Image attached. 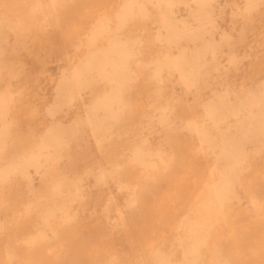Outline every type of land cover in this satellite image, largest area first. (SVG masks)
<instances>
[{
    "label": "rangeland",
    "instance_id": "374dc122",
    "mask_svg": "<svg viewBox=\"0 0 264 264\" xmlns=\"http://www.w3.org/2000/svg\"><path fill=\"white\" fill-rule=\"evenodd\" d=\"M38 1L47 8L32 13ZM51 1L0 0V96L11 98L0 165L41 154L26 174L0 181V264H264V138L247 146L220 213L202 229L190 222L210 187L221 186L234 124L252 110L243 102L264 91V0H213V30L172 49L158 37L156 0H135L121 22L126 0ZM176 2L169 15L187 22L202 9ZM104 18L105 33L92 40ZM210 40L218 46L207 59L216 63L195 83L182 70L154 78L168 52H197ZM114 46L129 79L109 83L93 73L80 98L53 117L63 75ZM104 98L100 142L81 130L56 153L42 148L53 122L69 124ZM50 210L56 217L42 238Z\"/></svg>",
    "mask_w": 264,
    "mask_h": 264
},
{
    "label": "bare ground",
    "instance_id": "6f19581e",
    "mask_svg": "<svg viewBox=\"0 0 264 264\" xmlns=\"http://www.w3.org/2000/svg\"><path fill=\"white\" fill-rule=\"evenodd\" d=\"M55 1L57 0H52L50 4H48V7L56 5ZM134 1L135 0H126L121 13L120 22L125 21L133 14ZM156 1L161 15L159 20L161 25L158 28V37L159 40L169 49L180 47L181 40L186 38H204L206 32L209 33V31H212L214 28L215 19L208 9L213 6V0H191L190 4L200 5L202 8L194 14L195 19L192 23L187 22V20H184L183 18L177 19L172 15H169L173 13L172 7L177 5L176 1L178 0ZM46 8L47 7L43 3L38 1L32 10V13ZM107 24L108 21L106 18L100 20V25H98L100 30L94 33L92 40H96L99 36H102V34L105 33L104 28ZM217 46L218 45L215 44L213 40H210L203 46L199 47V51L197 52L193 50H187L184 52L179 51L176 55L168 52L167 58L157 63L154 78H158L161 72L165 70H182L185 72V82L195 83L197 77L202 73L205 66L210 63H216L215 60L209 61L207 58L211 53L210 50L215 49ZM121 50V47L114 46L111 51H108L107 56H88L80 67L75 69L73 72L64 74L56 90L55 101L51 105L49 113L54 117L57 114L65 112L66 109H69L72 103L80 98L82 90L88 86L86 83H92L93 73H97L100 76L108 78L109 83H125V81L129 79L127 76V58L124 54L119 61L115 58L117 52H121ZM10 100L11 98L8 91L0 96V155L6 146L5 135L8 128L6 117L8 114V105ZM242 105H247L251 107L252 110L249 116H245L240 119L238 118L237 122L234 124L235 138L232 140L233 145L232 147H226V152L223 155L226 163L224 169L220 172L221 186L219 188L211 186L209 189L210 197H208L200 205L201 209L194 212L196 217L190 220L191 224L195 227L193 231L195 229H202L206 225L210 224L212 221L211 218L220 213L219 201L225 198H230L234 195V176L246 157L247 146L264 138V91H262L260 96L251 95L248 100L243 102ZM107 107V100L105 98L100 99L95 104L90 106L85 114L78 115L76 119L69 124H65L62 121L53 122L43 142L42 148L53 149L56 153L62 146L70 143L74 136L81 130H84L89 138L100 142L98 134L104 131L106 126L107 116L105 115V112ZM254 108L256 110H254ZM224 111L225 109L221 110V112ZM224 118V115H219L218 117H211L210 119H219L221 121ZM204 136L205 140H207L206 134ZM40 157V153H30L19 160L11 157V161L8 165H0V181L8 178L14 172L26 174V169L29 166H38L40 164ZM134 160L138 161L137 154L135 155ZM96 176L102 180L106 177V174L99 173ZM27 201L29 200L27 199ZM62 215L65 219L70 218L67 207L62 208ZM55 217L56 213L54 210H50L45 214L43 218L45 230L42 233V238L48 237V227Z\"/></svg>",
    "mask_w": 264,
    "mask_h": 264
}]
</instances>
